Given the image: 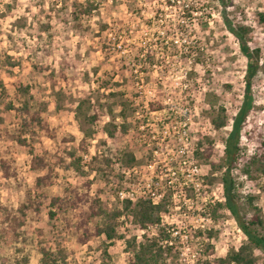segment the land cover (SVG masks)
<instances>
[{"label": "rangeland", "instance_id": "1", "mask_svg": "<svg viewBox=\"0 0 264 264\" xmlns=\"http://www.w3.org/2000/svg\"><path fill=\"white\" fill-rule=\"evenodd\" d=\"M90 2L98 8L74 17L76 5L86 0H0V264H41L42 249L58 246L63 249L61 264H100L106 237L79 243L61 215L52 220L51 201L71 196L74 188L86 193L91 185L89 193H98L110 209H121L118 184L124 173L116 159L125 151H132L139 163L123 189L137 195H158L165 189L170 199L162 223L172 233L168 242L178 263L214 264L246 241L228 208L219 209L218 218L204 210L209 203L225 204L226 170L213 174V185L203 180L193 197L188 193L192 188L185 190L183 177L176 179L174 173H191L190 157L203 138L213 141L205 142L211 162L225 157L234 119L246 108L249 66L243 41L232 29L249 28L244 41L260 50L263 65L264 23L259 15L264 13V0ZM18 84L29 86L30 94L21 96ZM251 90L253 103L242 124L239 162L232 169L236 203L247 220L254 214L252 202L264 216V166L260 160L250 162L264 154L263 66L253 75ZM90 97L93 107L88 115L98 116L94 124L76 117L80 101ZM23 101L34 110L43 109L48 121V129L35 137L37 160L12 139L15 111L5 110L8 103L18 106ZM221 105L230 125L218 131L212 120ZM114 126L118 129L111 137L107 129ZM88 129L95 132L85 138L89 153L81 150ZM74 155L83 158L80 171L72 164ZM96 155L112 159L114 165L101 163L107 172L92 169L90 161ZM1 159L11 164L9 178ZM195 160L202 182L211 166L196 156ZM40 177L45 181L38 182ZM123 221L118 228L123 238L109 248L111 264H129L128 241L158 233L157 227L143 230ZM257 255V264H263L264 254Z\"/></svg>", "mask_w": 264, "mask_h": 264}, {"label": "trees", "instance_id": "2", "mask_svg": "<svg viewBox=\"0 0 264 264\" xmlns=\"http://www.w3.org/2000/svg\"><path fill=\"white\" fill-rule=\"evenodd\" d=\"M86 0L84 5L77 4L74 12V17L82 14L90 15L94 8H98L97 5L93 6ZM84 8V9H83ZM259 21L264 23V13H260ZM233 33L240 38L242 42V50L249 60L248 71L246 75V108L242 110L237 117L234 119V125L231 133L225 141V157L219 161V163L211 162V153H208L205 149V142L212 143L208 138L200 140L196 150L195 156L199 162H206L211 166V174L204 177V184L213 185L217 178L213 174L218 171L226 170L222 180L224 183L226 202L225 204L218 202L217 204L209 203L204 208L205 213L211 217L218 218L217 213L219 209L224 207L228 208L234 215L240 229L246 236V241L243 242L238 248L232 247L228 254L223 257H219L214 261V264H257L259 256L257 251L264 254V216L262 210L257 207L253 202L251 203L253 217L247 220L242 217L239 212L238 205L236 203V181L232 176V169L236 168L239 162V150H240V136L242 124L245 122L246 116L248 115L249 109L253 103V94L251 90V82L253 75L258 71L261 66L260 50L251 49L249 45L244 41L249 28L245 26H236L232 29ZM108 85V83H105ZM17 92L21 96H28L30 94V87L24 84L16 85ZM113 96H119V93H113ZM92 98H86L80 101L77 106L76 117L78 120H84L94 124L98 116L96 114L89 116L88 109L93 107ZM125 110L127 104L122 102ZM6 111H15V119L17 121V127L15 133L12 135V139L18 144L28 149L29 153L32 154L35 160L38 156H35V137L39 130L48 129V121L42 117V110H34L28 101H23L20 105L16 106L12 102L8 103L5 108ZM212 123L216 130H221L230 125V117L227 109L224 106H220L217 109V114L212 120ZM123 131H127L126 125L122 126ZM118 127L114 126L113 130L107 129L109 135L114 137ZM95 134L94 130L88 129L84 132V139L81 142V150L89 153V149L86 146L87 137H93ZM83 158L76 157L74 155L73 166L80 171V163ZM260 162V166H264V154L253 156L250 159L252 164L257 161ZM92 169L98 172H107L102 166H112V159H106L104 156L99 155L93 157L90 161ZM117 165H120L123 170L132 169L138 165L139 161L132 151H125L116 159ZM115 162V163H116ZM1 165L3 172L7 178L10 177L9 170L11 169L10 162L1 159ZM264 171V167H261ZM251 171L248 169L247 173ZM49 176V175H48ZM119 191L123 188L125 183V174L119 175ZM51 175L49 176V178ZM45 181V177H40L38 182L42 183ZM91 183V182H90ZM88 190L86 193H79L78 189L74 188L71 196L68 195L65 198L55 196L52 198L51 207L54 209L50 212L52 220L63 217L64 224L68 230H72L79 243L85 244L92 239L99 236H105V248L103 251V258L100 264H111V253L109 248L114 244V241L120 237L118 228L121 225V218H125L124 222H130L138 225L141 229L145 230L150 227H157L158 233L153 237L144 235L143 241L132 240L128 241L127 249L131 253L129 257V264H179L173 253V245L168 242L172 236L169 227L163 225V216L169 212L168 206L170 199L166 194L160 199L158 203H154L152 198L147 195L138 197L136 201L124 199L122 201L123 206L120 209H110L106 202L97 194L92 195L89 193L91 185L86 186ZM188 193L193 197V189H188ZM171 196V195H169ZM30 200V199H29ZM253 201L254 197H250ZM210 237L213 232H209ZM170 258V260H169ZM64 261L63 249L58 246L56 250L42 249L41 264H61ZM23 264H26L23 262ZM207 264H212L208 262ZM264 264V257H263Z\"/></svg>", "mask_w": 264, "mask_h": 264}, {"label": "built area", "instance_id": "3", "mask_svg": "<svg viewBox=\"0 0 264 264\" xmlns=\"http://www.w3.org/2000/svg\"><path fill=\"white\" fill-rule=\"evenodd\" d=\"M167 134V131L164 132V138H166V135ZM186 134V132H185ZM187 136V134L185 135ZM187 138V137H186ZM158 149H155L153 152V155L156 156L157 153H158ZM182 152H185L184 150H182ZM191 159L189 160V163H190V172L191 173H188L185 175L184 171H178V172H175L174 174L177 175L176 179H180L182 178V185H184L186 187L185 190H187L188 188H195L193 189V191H196L195 193V196L197 195V191L200 190V185H202L203 183V180H204V177L202 179V182L199 180L198 178V175H199V171H200V166L198 165L197 161L195 160V150L192 152V156L190 157ZM186 162V161H185ZM136 168V166L132 169H127L126 170H123V173L125 174V181H126V178L127 176L131 175V172L134 171ZM189 177H192V178H189ZM156 182H158V180L156 179ZM167 188V187H166ZM164 191H160L158 193V195H147V196H150L153 200L154 203H158L160 201V199L165 195V189H163ZM119 198L120 200H124V199H129V200H132L133 202L136 201L138 199V197L142 196V195H146L148 193L144 192L142 193L141 195H137L133 190H125V189H121L119 192ZM192 199V198H191Z\"/></svg>", "mask_w": 264, "mask_h": 264}]
</instances>
